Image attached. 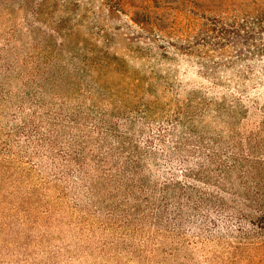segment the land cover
<instances>
[{
    "label": "trees",
    "instance_id": "trees-1",
    "mask_svg": "<svg viewBox=\"0 0 264 264\" xmlns=\"http://www.w3.org/2000/svg\"><path fill=\"white\" fill-rule=\"evenodd\" d=\"M203 1L215 14L195 32L201 54L232 57L196 59L211 87L182 96L154 59L112 51L120 15L174 38L148 1L0 0L3 243L6 229L44 243L53 221H72L98 238L100 264H197L227 239L264 247V0Z\"/></svg>",
    "mask_w": 264,
    "mask_h": 264
},
{
    "label": "rangeland",
    "instance_id": "rangeland-1",
    "mask_svg": "<svg viewBox=\"0 0 264 264\" xmlns=\"http://www.w3.org/2000/svg\"><path fill=\"white\" fill-rule=\"evenodd\" d=\"M149 2L151 9V19L154 21L162 20L164 27L169 29L170 26L175 28V36L173 39L165 38L163 36L145 33L137 25L133 24L125 15H120L115 21V27H118L120 38H115L114 48L112 51L118 52L120 55L127 58L128 50L130 53L137 55L142 53L143 56H149L151 64L157 63L156 68L160 75L166 76L168 70L171 72L172 78L182 85L184 90L181 91L182 96L186 92L193 90H201L202 87L206 91L211 87L205 79L200 76V69L196 64V59H202L200 56L208 57L209 59H230L232 56L231 48H228L223 56L210 52L209 54H201L208 51L207 48L197 45L199 40L195 36V32L199 29L198 24L202 21L201 15L208 17L214 16L215 13L203 11V3L200 0H134L137 6L146 5L144 2ZM165 2V4H164ZM96 7L101 4L96 1ZM163 6H169L171 9H164ZM187 31L192 33V36H186ZM127 40V41H125ZM188 40V41H187ZM167 41H170L177 49L172 48ZM191 46L192 51L186 52L185 48ZM181 49V50H180ZM164 53V58L159 56ZM134 59V58H132ZM129 59L132 69L140 70L143 65H146V58L140 57L132 61ZM145 59V60H144ZM165 59H169L166 61ZM147 69L148 67L145 66ZM229 74V72H228ZM221 91L220 89H218ZM72 221H64L59 224L53 221L49 230V236L44 243L34 241L28 247L25 239H21L16 232L12 233L9 229L4 232L10 234V238L2 242L0 238V264L21 263V260L29 255L31 259L30 264H51L53 255L49 251H60L59 255L54 256V261L58 264L65 262V246L69 247V252L74 255L76 264H100L98 260L97 239L87 238L71 223ZM32 236L36 238L40 232L41 227L30 228ZM29 233V232H28ZM15 234V235H11ZM18 236V237H17ZM230 245L223 243H210L196 253L195 259L197 264H264V247L256 246L255 240L253 243L247 245H237L230 239H227ZM24 246V247H22ZM50 246V248H49ZM87 247L96 248V253L91 257L84 255ZM49 248L48 250H45ZM68 252V253H69Z\"/></svg>",
    "mask_w": 264,
    "mask_h": 264
}]
</instances>
